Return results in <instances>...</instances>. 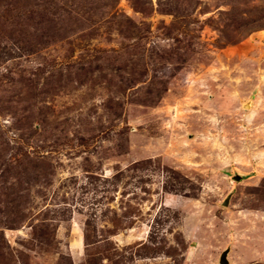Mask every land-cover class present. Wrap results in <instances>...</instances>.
I'll use <instances>...</instances> for the list:
<instances>
[{"label": "rangeland", "instance_id": "rangeland-1", "mask_svg": "<svg viewBox=\"0 0 264 264\" xmlns=\"http://www.w3.org/2000/svg\"><path fill=\"white\" fill-rule=\"evenodd\" d=\"M227 247L264 264V0H0V264Z\"/></svg>", "mask_w": 264, "mask_h": 264}, {"label": "water", "instance_id": "water-1", "mask_svg": "<svg viewBox=\"0 0 264 264\" xmlns=\"http://www.w3.org/2000/svg\"><path fill=\"white\" fill-rule=\"evenodd\" d=\"M234 178L238 181L242 180L243 179V174L241 173H237L234 175ZM230 197H231V194L228 195V197L225 199L224 201V204H228L229 203V200H230ZM230 247H227L222 253H221V256H220V263L222 264H228L229 263V258H228V255L230 253Z\"/></svg>", "mask_w": 264, "mask_h": 264}, {"label": "bare ground", "instance_id": "bare-ground-1", "mask_svg": "<svg viewBox=\"0 0 264 264\" xmlns=\"http://www.w3.org/2000/svg\"><path fill=\"white\" fill-rule=\"evenodd\" d=\"M250 104H251L250 101L245 103L246 106H250Z\"/></svg>", "mask_w": 264, "mask_h": 264}]
</instances>
